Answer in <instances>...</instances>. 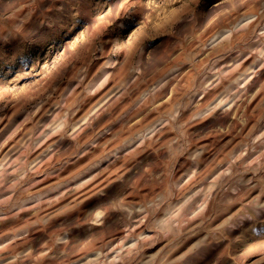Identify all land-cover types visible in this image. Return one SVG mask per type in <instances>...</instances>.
<instances>
[{
  "label": "rangeland",
  "instance_id": "obj_1",
  "mask_svg": "<svg viewBox=\"0 0 264 264\" xmlns=\"http://www.w3.org/2000/svg\"><path fill=\"white\" fill-rule=\"evenodd\" d=\"M0 264H264V0H0Z\"/></svg>",
  "mask_w": 264,
  "mask_h": 264
}]
</instances>
